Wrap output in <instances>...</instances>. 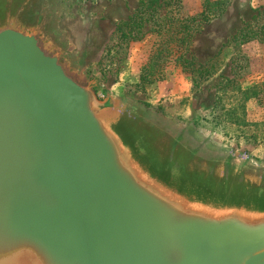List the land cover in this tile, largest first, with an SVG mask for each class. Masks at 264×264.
<instances>
[{
  "label": "water",
  "instance_id": "1",
  "mask_svg": "<svg viewBox=\"0 0 264 264\" xmlns=\"http://www.w3.org/2000/svg\"><path fill=\"white\" fill-rule=\"evenodd\" d=\"M82 55L63 0H0V264H264V162L101 98Z\"/></svg>",
  "mask_w": 264,
  "mask_h": 264
},
{
  "label": "rangeland",
  "instance_id": "2",
  "mask_svg": "<svg viewBox=\"0 0 264 264\" xmlns=\"http://www.w3.org/2000/svg\"><path fill=\"white\" fill-rule=\"evenodd\" d=\"M63 2L76 12L84 75L98 82L101 98L110 92L129 98L187 124L197 142L264 162V0H160L158 7L150 0ZM143 3L138 39L128 41L118 27L137 26L132 16ZM171 26L195 28L187 38L190 71L174 52L167 55L179 43ZM240 31L252 38L243 41ZM161 40L163 56L156 52ZM148 73L156 79L142 82ZM255 85L258 95L245 98Z\"/></svg>",
  "mask_w": 264,
  "mask_h": 264
},
{
  "label": "trees",
  "instance_id": "3",
  "mask_svg": "<svg viewBox=\"0 0 264 264\" xmlns=\"http://www.w3.org/2000/svg\"><path fill=\"white\" fill-rule=\"evenodd\" d=\"M159 1L160 0H150L148 5L153 7V5L158 4ZM156 6L158 7L159 4ZM146 8H147L146 3H143L142 6L140 7V9L137 11V13L134 16H132V21H133L132 23H136L137 26H129V24L127 22H122L121 26L118 27V32H120L121 35H123V37L126 38V40L129 41V40L138 39L135 32H137V33L140 32V28L142 27L143 21H145L144 16H145V9ZM160 29H161V26H160ZM171 29L173 30V36L178 39L179 43L176 44V46H172L170 49L168 48L169 50L168 49L166 50V51H168L167 55L172 54L174 52V54L176 56V58H175L176 62L185 64L186 66H185L184 70L186 69V71H190V69H191L190 65H193L194 62H193L192 56L190 54L188 55V52H189L188 46L190 45V41L187 40V38L193 34L191 29H195V28L192 26H185V27L180 29L179 27L174 28L173 26H171ZM242 31H240L239 36L243 39V41H248L252 38V37H247L246 34ZM165 48L166 47L164 46L163 40H161V42L158 43V47L156 48V52H158V54L160 56H163ZM148 68H149L148 65L144 66V70H148ZM208 74H210V72H208ZM150 75H152V74L151 73L142 74L141 81L142 82L154 81L156 78L152 79L150 77ZM255 88H258V86L255 85L253 87H249L247 89V92L251 91V93L247 94L245 98H251L253 96H257L258 91Z\"/></svg>",
  "mask_w": 264,
  "mask_h": 264
}]
</instances>
